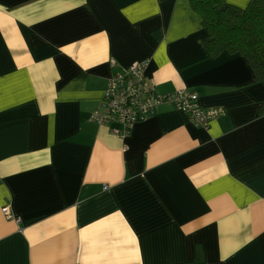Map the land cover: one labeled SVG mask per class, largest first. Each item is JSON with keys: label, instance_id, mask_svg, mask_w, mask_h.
I'll list each match as a JSON object with an SVG mask.
<instances>
[{"label": "crops", "instance_id": "0c3cea01", "mask_svg": "<svg viewBox=\"0 0 264 264\" xmlns=\"http://www.w3.org/2000/svg\"><path fill=\"white\" fill-rule=\"evenodd\" d=\"M206 37L189 0H0V264H264V83ZM135 61L225 114L122 141L89 117Z\"/></svg>", "mask_w": 264, "mask_h": 264}, {"label": "built area", "instance_id": "2783aa9c", "mask_svg": "<svg viewBox=\"0 0 264 264\" xmlns=\"http://www.w3.org/2000/svg\"><path fill=\"white\" fill-rule=\"evenodd\" d=\"M116 65L113 59L111 66ZM146 65V61H135L122 71L111 73L103 92L102 113L91 114V122L99 126L109 125L110 131L123 141L136 122L155 114L163 104L173 105L184 112L192 124L203 129L225 114V108L220 106L202 109L194 91L178 89L173 93L159 94L154 83L145 77ZM2 213L20 223V218L11 212L8 203L2 206Z\"/></svg>", "mask_w": 264, "mask_h": 264}, {"label": "trees", "instance_id": "16d2710c", "mask_svg": "<svg viewBox=\"0 0 264 264\" xmlns=\"http://www.w3.org/2000/svg\"><path fill=\"white\" fill-rule=\"evenodd\" d=\"M207 37L203 46L211 58L222 53L242 55L264 83V0L237 6L227 0H189Z\"/></svg>", "mask_w": 264, "mask_h": 264}, {"label": "rangeland", "instance_id": "374dc122", "mask_svg": "<svg viewBox=\"0 0 264 264\" xmlns=\"http://www.w3.org/2000/svg\"><path fill=\"white\" fill-rule=\"evenodd\" d=\"M149 117V116H148ZM144 120V119H143ZM112 126H115V124H113Z\"/></svg>", "mask_w": 264, "mask_h": 264}]
</instances>
